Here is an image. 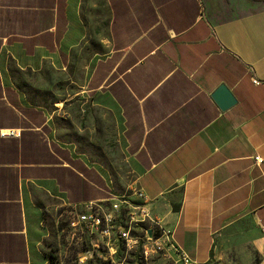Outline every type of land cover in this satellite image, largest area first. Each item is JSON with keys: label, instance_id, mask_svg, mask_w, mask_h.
<instances>
[{"label": "crops", "instance_id": "1", "mask_svg": "<svg viewBox=\"0 0 264 264\" xmlns=\"http://www.w3.org/2000/svg\"><path fill=\"white\" fill-rule=\"evenodd\" d=\"M109 112L179 254L212 264L222 234L250 221L264 264L262 2L0 0V264H46L57 226L106 201L86 155Z\"/></svg>", "mask_w": 264, "mask_h": 264}, {"label": "rangeland", "instance_id": "2", "mask_svg": "<svg viewBox=\"0 0 264 264\" xmlns=\"http://www.w3.org/2000/svg\"><path fill=\"white\" fill-rule=\"evenodd\" d=\"M256 1L264 4V0ZM40 101L46 107L45 91H41ZM79 108L77 105L76 113ZM113 116L109 112L103 137L91 138L92 151L86 155L103 175L100 184L106 201L92 205L100 218L111 216L109 233L104 237L99 231L91 232L81 224H72L82 211L76 209L67 229L64 230L65 225L60 223L57 234L45 243L46 264H182L171 243L170 220L165 206L134 195L138 170L124 152L121 138L113 127ZM78 126L73 127L72 140L76 147L73 157L84 159L85 155L82 156L80 151L85 149V139L81 138ZM122 231L128 232L127 240L120 237ZM259 240L260 232L250 221L232 226L217 243L214 262L261 264V252L257 248ZM86 251L92 253V257L80 261Z\"/></svg>", "mask_w": 264, "mask_h": 264}, {"label": "built area", "instance_id": "3", "mask_svg": "<svg viewBox=\"0 0 264 264\" xmlns=\"http://www.w3.org/2000/svg\"><path fill=\"white\" fill-rule=\"evenodd\" d=\"M252 83L256 85V84H258V81L256 79H253ZM254 161H255V163L261 162V160L258 156L254 157ZM134 195L138 199L145 200L143 193L139 190H135ZM94 208L95 207L92 204H88L85 207H83L81 214L77 217L76 225L81 224L87 230H90L91 232L92 231H99L100 233H102V236L106 237L109 233V230H110L109 225H111V223H112L111 216H105L104 215L102 218H100L98 213L95 211ZM114 208H116V206H114ZM72 224H74V223H72ZM119 234H120V237L127 240L128 232L122 231ZM91 257H92V253H90L89 251H86L83 253L80 261H84L87 258L90 259ZM179 257H180L182 264H191L185 255L179 254Z\"/></svg>", "mask_w": 264, "mask_h": 264}, {"label": "water", "instance_id": "4", "mask_svg": "<svg viewBox=\"0 0 264 264\" xmlns=\"http://www.w3.org/2000/svg\"><path fill=\"white\" fill-rule=\"evenodd\" d=\"M212 99L221 110L227 109L235 102L232 96L229 94V92L222 86L218 87L217 90L213 93ZM147 234L149 236V232ZM212 264H220V263L214 262Z\"/></svg>", "mask_w": 264, "mask_h": 264}]
</instances>
